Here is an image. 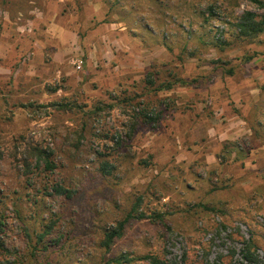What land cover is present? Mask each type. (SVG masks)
I'll use <instances>...</instances> for the list:
<instances>
[{"label":"rangeland","instance_id":"374dc122","mask_svg":"<svg viewBox=\"0 0 264 264\" xmlns=\"http://www.w3.org/2000/svg\"><path fill=\"white\" fill-rule=\"evenodd\" d=\"M60 5L0 0V264H251L246 245L264 264V116L240 110L252 128L229 141L185 136L186 104L164 96L226 51L263 68L264 0ZM52 17L78 36L65 57Z\"/></svg>","mask_w":264,"mask_h":264},{"label":"crops","instance_id":"0c3cea01","mask_svg":"<svg viewBox=\"0 0 264 264\" xmlns=\"http://www.w3.org/2000/svg\"><path fill=\"white\" fill-rule=\"evenodd\" d=\"M67 1L69 2V0H63V5ZM30 4L36 3L30 2ZM59 6H61L60 0H57V7ZM48 27L52 30L55 29L56 34L54 35L53 32L50 34L60 43L61 37L68 33L71 39L78 38L75 32H67L53 17ZM76 42L72 39L70 44L65 45L69 47H62L63 50L60 52L63 57L76 50L74 46L77 44ZM262 43H264V39H262ZM252 53L253 51L249 53V56H252ZM260 53V57L264 58V50H261ZM236 54L237 51H226L222 61L225 66L209 69L211 72L208 74L205 67L196 65L191 68L187 67V71L181 75L182 84H178L177 87L172 85L169 89H165L164 96L175 94L182 104H186V111L179 115L180 135H197L203 129L206 133L217 131L218 134L215 135L224 141L238 138L252 128V126H247L245 120L247 118H244L239 111L248 112L254 107L256 112L252 120H256L260 126L263 124L264 113L262 114L260 110L264 105V67L256 69L249 67L250 64L246 66L241 63L237 66L235 65L237 61L234 60ZM24 63L23 60V65ZM184 70L185 68H183ZM237 71H240L242 75L238 80L233 79L235 72L238 73ZM203 74L204 76L208 75V78L211 79L208 81L206 77L203 81ZM188 80H191L192 83H188ZM208 113L209 115H206ZM174 130L172 129L171 132Z\"/></svg>","mask_w":264,"mask_h":264},{"label":"trees","instance_id":"16d2710c","mask_svg":"<svg viewBox=\"0 0 264 264\" xmlns=\"http://www.w3.org/2000/svg\"><path fill=\"white\" fill-rule=\"evenodd\" d=\"M246 16H247V19H243V21H241L242 22L240 26L241 30H244L243 28L251 27V31L253 30L255 34L260 33L263 29L258 27L259 24L251 22V24L249 25L248 23L251 19H253L254 16L252 14H247ZM245 20H247L248 22ZM262 25H264V23ZM177 84H182V81H178ZM171 86L172 85L168 84L166 85L165 89H169ZM35 155H36L37 161L43 164L45 171L50 172L54 169V165L49 160V155L45 151H36ZM52 190L54 193L59 194V195H64V193H66V191L59 186L53 187ZM130 217L131 215H128L126 219L118 223L115 229H112L105 234V248H108L114 239L121 237L123 228ZM246 246H244L245 248L242 251L243 259L247 260L251 264H255L256 263L255 256L253 255V253L250 252V250ZM153 264H166V263L154 261Z\"/></svg>","mask_w":264,"mask_h":264}]
</instances>
